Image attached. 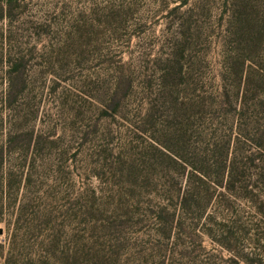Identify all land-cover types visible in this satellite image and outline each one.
Segmentation results:
<instances>
[{"label": "rangeland", "instance_id": "374dc122", "mask_svg": "<svg viewBox=\"0 0 264 264\" xmlns=\"http://www.w3.org/2000/svg\"><path fill=\"white\" fill-rule=\"evenodd\" d=\"M263 73L264 0H0V264H264Z\"/></svg>", "mask_w": 264, "mask_h": 264}, {"label": "trees", "instance_id": "16d2710c", "mask_svg": "<svg viewBox=\"0 0 264 264\" xmlns=\"http://www.w3.org/2000/svg\"><path fill=\"white\" fill-rule=\"evenodd\" d=\"M263 74H264V73H263ZM263 74H262V76H263ZM162 147H163V146H162ZM163 149H164L165 151H167L169 154H172L171 151H169L168 148L163 147ZM227 150H228V148L226 149V152H227ZM173 156H174L175 158L179 159V160H182L180 157H176V155H173ZM185 164H186V163H185ZM190 164H191V163H190ZM224 165H226V163H224ZM184 201H186L185 198H184L183 200L179 201V202H178V205H180V204L183 205ZM10 259H12V258H10ZM10 262H11L10 260H7L5 264H11Z\"/></svg>", "mask_w": 264, "mask_h": 264}, {"label": "water", "instance_id": "95a60500", "mask_svg": "<svg viewBox=\"0 0 264 264\" xmlns=\"http://www.w3.org/2000/svg\"><path fill=\"white\" fill-rule=\"evenodd\" d=\"M1 233H2V231H1V229H0V235H1Z\"/></svg>", "mask_w": 264, "mask_h": 264}]
</instances>
